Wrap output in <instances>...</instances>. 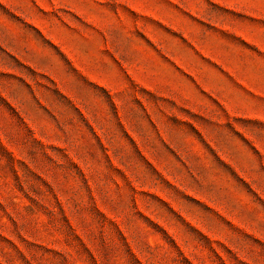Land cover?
Returning a JSON list of instances; mask_svg holds the SVG:
<instances>
[{
	"label": "rangeland",
	"instance_id": "374dc122",
	"mask_svg": "<svg viewBox=\"0 0 264 264\" xmlns=\"http://www.w3.org/2000/svg\"><path fill=\"white\" fill-rule=\"evenodd\" d=\"M0 264H264V0H0Z\"/></svg>",
	"mask_w": 264,
	"mask_h": 264
}]
</instances>
